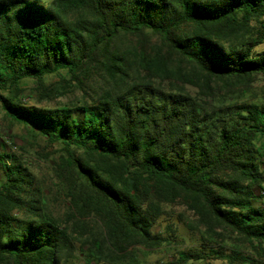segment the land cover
Masks as SVG:
<instances>
[{
  "label": "trees",
  "instance_id": "16d2710c",
  "mask_svg": "<svg viewBox=\"0 0 264 264\" xmlns=\"http://www.w3.org/2000/svg\"><path fill=\"white\" fill-rule=\"evenodd\" d=\"M263 42L264 0H0L2 109L63 144L55 173L71 204L65 225L0 146V264H69L77 234L87 264H131L130 246L167 241L154 228L180 200L205 241L232 233L263 245L264 102L221 92L264 73ZM61 70L80 84L99 71L101 91L78 106L23 103L29 79L41 99L66 92L67 81L46 83ZM207 249L161 264L225 256Z\"/></svg>",
  "mask_w": 264,
  "mask_h": 264
},
{
  "label": "rangeland",
  "instance_id": "374dc122",
  "mask_svg": "<svg viewBox=\"0 0 264 264\" xmlns=\"http://www.w3.org/2000/svg\"><path fill=\"white\" fill-rule=\"evenodd\" d=\"M252 23L256 24V21ZM154 41H160L158 36L153 37ZM257 51H264V42L257 46ZM63 78L65 80H63ZM65 81L69 83L66 92L55 93L50 98H40L36 83L29 79L24 83L25 91L22 94V101L27 105H37L46 108L64 106H78L86 102H92L97 92L101 91L102 77L99 71L92 72L90 78H83V83L71 82L70 76L65 70L59 73L47 75L46 83L49 86L59 87ZM169 83H162L160 86L169 87ZM193 95L198 94V89L188 86ZM221 92L231 94L240 103L264 102V73L258 74L248 84H233L228 88H221ZM63 90L60 88L58 91ZM264 141V139H263ZM262 141V142H263ZM7 146L21 157L22 161L30 168L37 180V194L43 199L45 209L54 217L67 224L68 215L71 211L70 200L65 197L64 189L59 178L56 176L55 168L61 155L65 154L63 144L50 142L44 136H33L28 128L19 122H15L6 116L0 103V146ZM264 161V148L263 157ZM264 172V164H262ZM264 187V182H263ZM262 195L256 205L264 208V189H259ZM166 213L159 219L154 231L162 233L167 241L162 245H147L135 243L130 246L131 264H161L166 261H173L178 258L180 250L189 248H202L210 246L218 248L221 244L225 252L224 257H208L197 260L194 264H264V244L252 245L242 241L237 234L228 233L223 240L219 237L215 241H205L202 228H197L194 213L188 209L186 204L180 200L173 204H165ZM92 227L99 231L102 225L96 216L87 219ZM207 235V234H206ZM86 235L77 234L75 243V256L69 264H87V258L81 249ZM260 245V247H258ZM233 249L241 252L247 260L238 259ZM231 256V257H230Z\"/></svg>",
  "mask_w": 264,
  "mask_h": 264
}]
</instances>
